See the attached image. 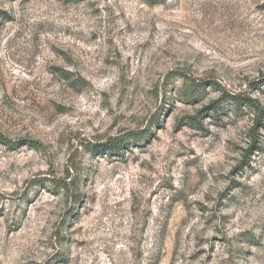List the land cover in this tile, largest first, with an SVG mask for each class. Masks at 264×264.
Segmentation results:
<instances>
[{
    "label": "rangeland",
    "instance_id": "1",
    "mask_svg": "<svg viewBox=\"0 0 264 264\" xmlns=\"http://www.w3.org/2000/svg\"><path fill=\"white\" fill-rule=\"evenodd\" d=\"M0 264H264V0H0Z\"/></svg>",
    "mask_w": 264,
    "mask_h": 264
},
{
    "label": "trees",
    "instance_id": "2",
    "mask_svg": "<svg viewBox=\"0 0 264 264\" xmlns=\"http://www.w3.org/2000/svg\"><path fill=\"white\" fill-rule=\"evenodd\" d=\"M241 96H236V97H233L234 101H238L240 99ZM243 98L241 101L243 103H245L246 101L249 103V106L252 107L251 103H252V100L251 99H247V98H244V97H241ZM255 107L257 110L258 108L256 106H253ZM260 114V111L258 112V116ZM122 138H119L117 139L116 143H105V144H96V145H92V152L94 153H103L104 155H108V156H113L114 154H117L119 151H121V145L118 143V141H120L121 143L122 142Z\"/></svg>",
    "mask_w": 264,
    "mask_h": 264
}]
</instances>
